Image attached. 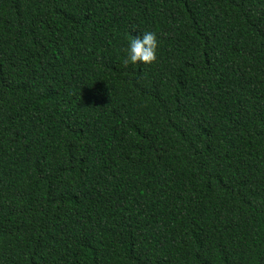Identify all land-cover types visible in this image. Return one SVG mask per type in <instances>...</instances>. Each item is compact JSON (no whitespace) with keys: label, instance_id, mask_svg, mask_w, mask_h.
Instances as JSON below:
<instances>
[{"label":"trees","instance_id":"16d2710c","mask_svg":"<svg viewBox=\"0 0 264 264\" xmlns=\"http://www.w3.org/2000/svg\"><path fill=\"white\" fill-rule=\"evenodd\" d=\"M0 264H264V0H0Z\"/></svg>","mask_w":264,"mask_h":264},{"label":"clouds","instance_id":"9594fccd","mask_svg":"<svg viewBox=\"0 0 264 264\" xmlns=\"http://www.w3.org/2000/svg\"><path fill=\"white\" fill-rule=\"evenodd\" d=\"M157 47V34L153 31H146L142 35L132 37L124 63L136 64L141 62L150 64L156 60Z\"/></svg>","mask_w":264,"mask_h":264}]
</instances>
